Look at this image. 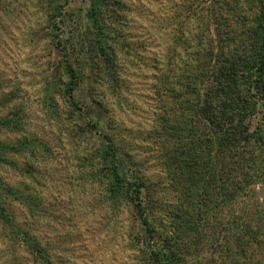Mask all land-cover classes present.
Masks as SVG:
<instances>
[{"label": "trees", "instance_id": "1", "mask_svg": "<svg viewBox=\"0 0 264 264\" xmlns=\"http://www.w3.org/2000/svg\"><path fill=\"white\" fill-rule=\"evenodd\" d=\"M205 1L194 0L205 4V14L184 6L198 22L194 43L180 25L169 59L154 74L157 106L144 140L163 178L150 180L122 131L103 120L105 108L93 97L99 87L87 86L100 82L112 94L122 89L112 67L115 49L126 43L125 0H88L83 24L80 14L74 18L63 9L71 0H40L66 79L51 76L43 103L55 114L58 94L69 119L84 121L75 125L92 144L82 165L109 212L129 210L134 264H264V0ZM74 39L92 58L91 71L96 66L103 74L75 68ZM180 45L188 60L176 59ZM22 117L19 111L0 113V169L9 167L28 181L18 186L0 178V224L12 248L23 251L14 264H54L49 249L15 222L10 207L12 201L22 204L31 220L43 211L34 195L39 173L32 158L48 149L25 135ZM8 133L15 138L3 135ZM16 156L27 158L18 162Z\"/></svg>", "mask_w": 264, "mask_h": 264}, {"label": "rangeland", "instance_id": "2", "mask_svg": "<svg viewBox=\"0 0 264 264\" xmlns=\"http://www.w3.org/2000/svg\"><path fill=\"white\" fill-rule=\"evenodd\" d=\"M88 3L71 0L63 9L74 18L80 14L83 24ZM187 4L205 14L201 8L205 4L196 6L194 0H125L122 30L126 43L115 49L112 67V74L120 75L122 89L112 94L103 83L87 85L99 87L93 97L105 108L101 109L103 120L122 131L124 142L150 180L163 178L155 154L149 152L151 145L144 140L153 126L157 106L154 74L169 59L175 47L173 35L180 25L190 45L194 43L192 32L198 22L189 9L184 11ZM44 13L40 0H0V113L9 116L19 111L25 135L38 138L48 149L32 158L39 173L33 184L34 195L43 208L41 215L31 220L25 207L16 201L11 202V211L15 222L49 249L54 264H134L136 252L128 242L132 222L129 210L123 207L117 215L109 212L98 201L82 165L81 158L92 144L90 135L79 133L75 125L81 127L84 121L69 119L68 104L58 94L54 95L55 114H49L43 103L51 76L58 74L66 80L59 48L50 40ZM68 28L65 24L61 31ZM74 43L70 59L76 60L75 68L82 74H103L100 67L91 71L88 62L92 58L85 53L81 39H74ZM176 51V59L180 56L188 60L184 47L180 45ZM3 135L15 138L12 133ZM26 158L15 157L18 162ZM0 178L12 185L28 184L9 167L0 169ZM22 257V249L12 248L0 224V264H14Z\"/></svg>", "mask_w": 264, "mask_h": 264}]
</instances>
